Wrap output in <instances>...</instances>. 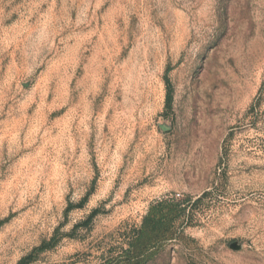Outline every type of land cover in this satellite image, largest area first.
I'll list each match as a JSON object with an SVG mask.
<instances>
[{"label": "rangeland", "instance_id": "374dc122", "mask_svg": "<svg viewBox=\"0 0 264 264\" xmlns=\"http://www.w3.org/2000/svg\"><path fill=\"white\" fill-rule=\"evenodd\" d=\"M104 262L264 264V0H0V264Z\"/></svg>", "mask_w": 264, "mask_h": 264}, {"label": "trees", "instance_id": "16d2710c", "mask_svg": "<svg viewBox=\"0 0 264 264\" xmlns=\"http://www.w3.org/2000/svg\"><path fill=\"white\" fill-rule=\"evenodd\" d=\"M146 226L147 225L143 226V228H144L143 231H145V229L147 228ZM143 231L142 232H137L136 233L137 236L132 238V240L130 241V250L131 251H135L136 258H139V256L141 255V251L143 250L144 244L141 241L142 238H145L144 234H143L144 233ZM102 264H113V262H110V263H105L104 262Z\"/></svg>", "mask_w": 264, "mask_h": 264}]
</instances>
